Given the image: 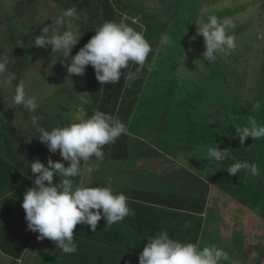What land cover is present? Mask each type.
Masks as SVG:
<instances>
[{
  "label": "trees",
  "instance_id": "obj_1",
  "mask_svg": "<svg viewBox=\"0 0 264 264\" xmlns=\"http://www.w3.org/2000/svg\"><path fill=\"white\" fill-rule=\"evenodd\" d=\"M74 1L80 3L85 0ZM22 2L13 0L14 4L11 1L7 6L19 9ZM62 4L63 9L73 6L71 3ZM19 14L18 10L14 11L16 19L20 17ZM98 27L78 31L82 41V45L77 47L78 50L95 35L94 31ZM141 31H145L142 34L146 39L147 31L140 30V33ZM147 38L154 39L151 35ZM148 42L151 46L155 44L157 46V43L151 44L150 39ZM155 52V48H152L139 79L134 82H128L123 78L126 71H136L137 66L134 64L130 63L127 70L121 69L119 83L108 85H101L92 66H86L85 74L82 75L85 84L82 95L88 99V118L94 111L99 110L119 118L127 127L126 134L121 135L114 143L104 146L102 161L115 163L130 161L135 167L151 164L149 168L159 173L163 171L161 176L169 182L150 191L143 189L119 191L117 194L123 193L128 197V206L134 210V215H129L110 228H106V221L102 218L95 232L88 225L78 224L73 231V238L77 244V251L74 254H64L59 248H55L51 240L43 239L42 242L50 249L40 259L41 264H131L133 257L139 256L142 252L147 239L165 229L171 238L198 246L211 185L217 191L251 209L264 220V138L253 140L249 137L241 145L235 132L237 127L248 126L249 118H255L258 125H264V93H259L253 102H262L256 115L249 113L250 108L245 109L243 105L235 104L223 116H210L200 124L192 121L193 113L186 112L192 110L194 105L176 102L171 96L173 90L170 91L171 95L165 99L168 104L164 109L166 113L160 115L155 130L159 140L169 139L175 155L181 152L192 153L200 145L219 146L221 150L229 149V157L226 160L212 161L209 175L207 174L204 179L182 168L160 150L142 140H136L129 134L133 127L134 115L150 85ZM46 55L51 56L48 51ZM4 121L0 110V166L6 168V172H2L1 176L4 179L13 178V182L20 183V186L14 184L16 192L12 198L11 216H8L7 220H0V251L19 261L24 257L34 236L38 237L39 233L28 229L26 213L21 206L23 194L32 186V179L28 174L30 168L23 162L28 159L19 155L23 147L19 149L14 139L9 138L8 133L14 128ZM5 130H9L8 133ZM47 149L46 145L40 148L41 151ZM132 150L137 153L136 158L132 157ZM173 153L171 154L174 156ZM92 159L96 160L94 157ZM237 161L257 164L260 174L253 176L241 170L238 176H229L227 168ZM172 168L175 169L166 170L169 175L164 174L163 169ZM171 171L173 173H170ZM75 185L79 186V177L76 178Z\"/></svg>",
  "mask_w": 264,
  "mask_h": 264
},
{
  "label": "rangeland",
  "instance_id": "obj_2",
  "mask_svg": "<svg viewBox=\"0 0 264 264\" xmlns=\"http://www.w3.org/2000/svg\"><path fill=\"white\" fill-rule=\"evenodd\" d=\"M221 1L224 6H212L213 0H182L179 8L161 14L157 23L147 24L146 36L151 35L154 39L146 37V40L150 39L151 44L157 43V46H151L155 48L156 55L155 65L151 67L155 91L150 92V101H153L151 103L160 108L151 110L156 119L166 113L164 109L168 104L165 99L171 95V90L174 92L171 96L176 102L194 105L192 110L186 112L193 113L192 121L196 123L202 124V121L210 116H223L235 104H241L245 109L250 108L249 113L258 114V110H253V102L259 93H264V0ZM2 2L0 0V18L4 21L3 6L7 9V4L11 1ZM11 10L16 11L18 8L12 7ZM209 14L217 16L221 21L231 20L232 26L227 31L235 36L236 42V48L230 55L217 53L215 63H208L203 59L202 54L206 50L204 40L197 34L198 26L206 21ZM164 35L171 38L170 45L161 44ZM36 36L38 31L19 24L17 19L10 28L0 27V58L7 60L6 71L0 73V106L8 107L6 113L16 130L11 135L14 136L13 141L19 149L23 146L30 149L29 146L35 142V136L39 139L41 135L39 129L27 121V115L36 117L42 113L37 125L51 130L52 127H62L75 121L74 112L77 111V106L83 104L80 95L76 94L77 90L71 85L74 81L80 89L82 78L73 77L74 75L67 72L65 65L59 66L60 60L47 56L46 51L52 53L49 46L45 49L31 47ZM21 82L25 85L27 95L36 98L38 107L34 112H29L22 105H15L13 102L15 88ZM71 96L75 99L74 104L68 99ZM152 124L153 121L148 119L141 124L142 127L134 126V132L152 136L148 135ZM38 145L45 147L46 144L40 141ZM199 147L203 148H197L196 152L190 154L204 167L196 168L205 173L210 169V162L206 159L207 147ZM60 161L63 162V159ZM212 189V212H209V216H222L224 212L227 218L233 207L229 200L231 197L217 191L214 186ZM239 208L249 213L243 206ZM238 214L240 211L237 209L236 215ZM213 222L215 227L209 223L205 224L200 248L212 245L222 248L229 259L221 260L220 264H232L231 257L235 258L237 253L230 250L246 249L245 240L232 238L234 233L228 229L225 220L218 222V219H214ZM254 233H257V230H254ZM263 242L260 239V242L254 245L256 248L253 246L254 249H264ZM33 249L34 247L29 250L24 264H41L40 259L44 255L41 250L44 249H39L38 253ZM138 257H133L134 264L139 262ZM0 264L14 263L10 259L0 257Z\"/></svg>",
  "mask_w": 264,
  "mask_h": 264
},
{
  "label": "clouds",
  "instance_id": "obj_3",
  "mask_svg": "<svg viewBox=\"0 0 264 264\" xmlns=\"http://www.w3.org/2000/svg\"><path fill=\"white\" fill-rule=\"evenodd\" d=\"M81 17L86 21L87 13L78 12L75 6L66 9L61 16L51 19V26L42 28L31 47L45 48L50 45L54 54L62 53L61 57L68 58L81 37L73 22L81 20ZM231 26L230 19L221 21L211 14L198 26L197 34L203 37L206 49L202 54L205 61L215 63L217 53L227 56L235 50V36L227 31ZM94 32L88 43L71 58L70 65L66 66L67 72L82 76L86 66L91 65L101 85L117 84L121 80V69L127 70L131 63L137 66L136 71H126L123 78L128 82L139 79L152 51L143 34L115 21H105ZM171 43L168 35L162 36L161 44ZM6 67L7 60L0 58V73H4ZM13 102L29 112L38 107L36 98L27 95L23 82L16 86ZM261 105V101L255 102L253 110H259ZM32 122L37 125L35 118ZM38 129L41 133L39 140L51 153L59 150L69 166L65 167L64 163L54 162L51 158L47 167L38 159L31 163V172L38 176L34 186L23 194L21 206L26 213L28 229L39 233V240L47 238L64 254H74L77 244L73 231L78 224L88 225L95 232L102 218L106 221V228H110L134 215V210L128 206V197L115 193L110 182L106 187L76 186L74 183V178L90 176L99 170L97 165L89 162L93 157L102 161L104 146L126 134L127 127L119 118L96 110L89 118H77V122L62 127L58 125L49 130L38 126ZM235 132L243 145L249 137L253 140L264 138V125H258L255 118H249L248 126L237 127ZM228 157L229 149L221 150L219 146L206 148V159L210 164L212 161L222 162ZM241 170L253 176L260 174L257 164L246 161L233 163L226 172L229 176H238ZM54 175L60 178L55 186L52 183ZM228 259L222 248L212 245L201 249L197 244L180 242L171 238L166 229L150 236L138 257L139 264H220L221 260Z\"/></svg>",
  "mask_w": 264,
  "mask_h": 264
},
{
  "label": "crops",
  "instance_id": "obj_4",
  "mask_svg": "<svg viewBox=\"0 0 264 264\" xmlns=\"http://www.w3.org/2000/svg\"><path fill=\"white\" fill-rule=\"evenodd\" d=\"M21 1L23 2L20 4L21 7H19L18 9V11L20 12L19 14L20 17H18L17 21L21 25H26L28 29H31L33 31H38V36L41 34L42 28L44 26L52 25L51 19L61 16L62 13L66 10V9L61 8L64 5L62 3H65L66 5L71 3L73 6L77 8L78 12L83 11L87 13L86 21L84 20L83 17H81V20L73 22L76 31H80V29H83V28L86 29V28L100 26L105 21H115L118 23L122 22L134 28L137 31L141 30L142 27H144L142 30H147L148 29L147 24L157 23L158 19H160V17L162 16L161 14H166L172 9L179 8L182 3V0H85V1L83 0L84 2H80V3H77V1H74V0H21ZM212 4H213L212 6H217V5L224 6L225 5L221 0L220 2L219 0H213ZM0 6H2V4H0ZM11 8L8 7L7 9H5V7L3 6L4 13L2 14L5 15V20L1 21V18H0L1 29L12 27L16 21V17L14 16V11H12ZM111 13L114 15H111ZM81 45H82V41L80 37L79 42L73 47L70 53V56L68 58L61 57L62 53L54 54L53 52L50 53L51 54L50 57L60 60L59 66L61 67H64V65L65 66L70 65L71 58L74 57L79 51L77 47ZM154 65L155 63L152 66ZM73 77L78 79L77 75H74ZM80 77L82 78L80 82L81 83L80 89H79V86L76 84V82L73 81L72 84L70 83L72 87H74V89L77 90L76 94L77 96L80 95L81 97L80 100L81 102H83L82 105L77 106L78 107L77 111L74 112L75 121L73 122H77V118H82V119L88 118V112H87L88 111L87 109L88 99L87 97L81 96L82 91L83 92L85 91L84 78L82 76ZM153 77L154 76L152 73L150 77V85L147 88L144 100L141 102L142 104H140L137 112L134 115L133 124H132L133 127L131 128L129 134L131 135V137L135 138L136 140L137 139L142 140L146 142L147 144L153 146L154 148L160 150L167 157H169L171 160L176 162V164L186 169L187 171L193 174H196L197 176H200L205 179L206 178L205 176L208 174L210 169H207L205 173H203L202 171L200 172L199 169H197L196 167L198 166L201 167L202 165L200 162L195 160V158L194 159L192 158L191 156L192 154L181 152L175 155L172 151L173 149L171 147V143L169 139H165V141L164 140L161 141L155 135V130L159 124L160 118L156 119L155 115L151 113L152 112L151 110L156 111V110H160V108H158L156 105H153L154 103H151L152 100L150 101V99H152L150 98V92L155 91L154 89L155 85L152 81ZM68 99H71L73 104L75 103V99L73 96H71ZM0 110L5 120L4 122L12 126L13 124L10 123V119L8 118L9 116L6 113V111L8 110V107H5L2 105L0 106ZM41 114L42 113H39L36 117H33V116L29 117L27 115V121L29 120V122L33 124L32 122L33 118H35L38 121L39 120L38 118L42 117ZM148 119L150 122L153 121L152 126H150L153 130H151L150 128V130L148 131L149 133L148 135H152V136H143L141 134L135 133L134 126L142 127L141 124ZM33 125L36 126V128H38L37 125L35 124ZM148 125H150V123ZM13 128L14 130L12 131L8 130L10 133L8 135L11 140L14 139V136H12L11 134L13 132L14 133L16 132L15 126ZM136 129H139V128H136ZM5 131L6 133L8 132L7 130ZM2 132H4V130ZM17 132L21 133V131H17ZM33 140L35 142L31 146H29L30 149H27V147L23 146L24 149H21L19 152V155L21 157L28 159V160L25 159L26 161L23 160V162L26 163L27 168H30V164L35 162L37 159L41 163H43L45 167L48 166L47 161L49 158H51L54 162H61L60 159L62 157L60 156L58 150L54 154L51 153L48 149L41 151L40 148H43L44 146L38 145V142H40L39 139L35 136V139ZM197 148H203V147L198 146ZM195 150H193L192 152L197 151ZM171 153H173L174 156ZM136 155L137 153L134 152V150H132V157L136 158ZM62 163L65 164V167L69 166L68 162L66 161H63ZM89 163L97 165L99 170L94 171L90 176L85 175L84 177H79V186L106 187L108 186L110 182L115 193H118L119 191L128 190V189H133V190L143 189V190L150 191L156 188H161L167 184L166 182H169L164 177L161 176V174H163V171L159 173L156 170H152L151 168H149L151 164L149 166L135 167V165L132 164V162L130 161L115 163L111 161L106 162V161H97L93 159ZM190 165H193V166H190ZM208 167L210 168L211 164ZM175 168L163 169L164 174L169 175L167 171L174 170ZM2 172H6V168L0 166V220H7L8 216H11L10 211L13 205L12 198L14 196V193L16 192L14 190V184H17L20 186V183L16 181L13 182L14 180L13 178L4 179L1 176V174H3ZM170 173H173V172L171 171ZM28 174L30 175L29 177L32 179V186H31L32 188L34 186L33 182L38 176V174H33L31 170L29 171ZM75 181H76V178H74V183ZM45 183L47 184V182ZM52 183L54 186L58 184L59 176L54 175ZM120 184L121 185L124 184V185L121 186ZM117 186H121V187L118 188ZM212 192H213V189L211 185V192H210V196L208 199L207 210H206V213L204 214V224H203L198 247L200 248L201 243H202L203 234L205 232L204 231L205 224L209 223L212 227H215V224L213 222L214 219H218V222L220 220H225L227 222L226 225L228 229L230 231L232 230L234 233V236L232 238H236L237 240H240V239L243 240L244 238L245 240L246 249H231L230 250L231 252L237 253L236 257L234 256L235 258L231 257L232 264H264V249H254L255 247L254 245L259 243L260 239L264 241V220L259 215H256L255 212H253L251 209L247 208L246 206L239 203L235 199H231L230 197H229L230 198L229 200L231 201L230 203L233 205V207L228 212L227 218L224 215V212L223 214L221 212L222 216L220 214L209 216V212L210 213L212 212L210 208ZM233 202L236 204H234ZM232 205H229V206H232ZM239 206H243L244 208L248 209L249 213L244 212V209L243 210L240 209ZM237 209L240 211V214L238 215H236ZM237 219L239 220L236 221ZM254 230H257L258 234L254 233ZM259 234H261V236ZM33 247H34L33 250L36 251V253L39 252V249H44V250H41V251H44V254L49 252V249H50L47 244L42 242V240H39L37 236L35 235L29 247L27 248L22 260H19V261L14 260L11 257L2 253L1 251H0V257L10 259L11 261H13L14 264H24V259L26 258L29 250ZM131 264H134V263L132 262ZM135 264H139V262Z\"/></svg>",
  "mask_w": 264,
  "mask_h": 264
}]
</instances>
